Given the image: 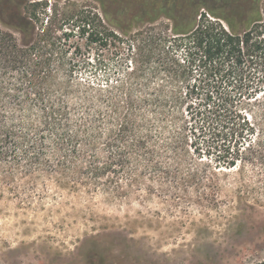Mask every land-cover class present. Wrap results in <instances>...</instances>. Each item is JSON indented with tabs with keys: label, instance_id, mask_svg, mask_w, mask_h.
<instances>
[{
	"label": "trees",
	"instance_id": "trees-1",
	"mask_svg": "<svg viewBox=\"0 0 264 264\" xmlns=\"http://www.w3.org/2000/svg\"><path fill=\"white\" fill-rule=\"evenodd\" d=\"M97 1L103 18L76 27L122 44L115 64L78 58L73 30L38 28L29 0H0V166L97 188L181 168L264 182V0Z\"/></svg>",
	"mask_w": 264,
	"mask_h": 264
},
{
	"label": "rangeland",
	"instance_id": "rangeland-1",
	"mask_svg": "<svg viewBox=\"0 0 264 264\" xmlns=\"http://www.w3.org/2000/svg\"><path fill=\"white\" fill-rule=\"evenodd\" d=\"M26 13L34 20L36 13V26L53 27L59 36L63 29L73 30L69 50L79 46L78 58L119 60L116 47L122 44L117 40L107 46L90 44L77 30L84 17L94 22L103 18L99 1L29 0ZM166 24H171L166 18L156 23ZM14 34L24 40L22 33ZM213 172L214 178L203 182L188 178V170L181 168L172 183L124 180L112 186L103 179L97 188L73 173H26L2 165L0 264L263 261L264 182L243 178L238 168Z\"/></svg>",
	"mask_w": 264,
	"mask_h": 264
},
{
	"label": "snow or ice",
	"instance_id": "snow-or-ice-1",
	"mask_svg": "<svg viewBox=\"0 0 264 264\" xmlns=\"http://www.w3.org/2000/svg\"><path fill=\"white\" fill-rule=\"evenodd\" d=\"M249 119H251V117H249Z\"/></svg>",
	"mask_w": 264,
	"mask_h": 264
}]
</instances>
